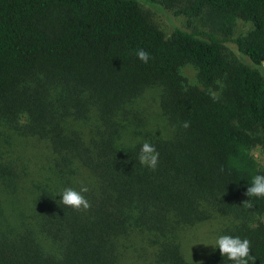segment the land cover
<instances>
[{
	"label": "trees",
	"instance_id": "trees-1",
	"mask_svg": "<svg viewBox=\"0 0 264 264\" xmlns=\"http://www.w3.org/2000/svg\"><path fill=\"white\" fill-rule=\"evenodd\" d=\"M142 4L187 24L164 32ZM237 20L250 28L235 34ZM150 89L165 133L135 106ZM144 142L155 170L139 163ZM253 146L264 149V0H0V264H122L136 247L148 264H234L218 247L183 256V231L214 216L264 264V198L242 203L264 174ZM83 186L89 209L61 203Z\"/></svg>",
	"mask_w": 264,
	"mask_h": 264
},
{
	"label": "rangeland",
	"instance_id": "rangeland-1",
	"mask_svg": "<svg viewBox=\"0 0 264 264\" xmlns=\"http://www.w3.org/2000/svg\"><path fill=\"white\" fill-rule=\"evenodd\" d=\"M145 11L148 12L149 17L156 25L162 29L164 32H168L172 24L180 25L182 27L186 26V18L180 16H172V13L158 11L152 7H148L142 4ZM147 9V10H146ZM192 28L204 29L197 22L191 23ZM250 28L248 22L237 20L234 26L235 34H242ZM225 54L233 56L238 60L248 62V59L238 53L234 44L230 41L224 42ZM179 73L183 76L187 84H195V70L191 64H184L179 67ZM157 91H152L151 89L145 94V96L140 99H135V106L138 104V110L142 112L145 116L146 130L150 128L157 127L160 129V118L158 115L157 107ZM162 133L164 130H161ZM165 133V132H164ZM251 155L254 157L257 168L259 171L264 172V149L259 146H253L250 150ZM17 201L19 205V200ZM264 221V216L261 218ZM230 223L229 218L224 216H214L206 221L199 222L186 230L183 231L181 235L180 246L183 256L187 260H200L209 255L214 250L215 240L220 236V228L226 226ZM149 257L146 253L141 250V248L136 247L134 252L128 254L126 260H122V264H148Z\"/></svg>",
	"mask_w": 264,
	"mask_h": 264
},
{
	"label": "clouds",
	"instance_id": "clouds-1",
	"mask_svg": "<svg viewBox=\"0 0 264 264\" xmlns=\"http://www.w3.org/2000/svg\"><path fill=\"white\" fill-rule=\"evenodd\" d=\"M135 55L145 64L152 59L151 54L144 49H138ZM183 126L187 127V122ZM138 159L141 165L155 170L159 163V152L154 145L144 142L140 147ZM87 191L88 188L86 186L81 187L79 191L68 187L58 194L60 195L61 203L65 206L75 210H87L91 207L89 200L83 194ZM246 195L248 199L242 203L248 208L253 207L252 197L264 198V174H257L252 177L251 183L246 189ZM214 247H218L221 256L227 257L234 264H253L256 260V257L251 255V241L247 238L227 234L220 235L216 238Z\"/></svg>",
	"mask_w": 264,
	"mask_h": 264
}]
</instances>
